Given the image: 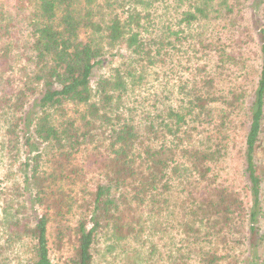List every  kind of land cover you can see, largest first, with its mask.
Returning a JSON list of instances; mask_svg holds the SVG:
<instances>
[{
  "label": "trees",
  "instance_id": "trees-1",
  "mask_svg": "<svg viewBox=\"0 0 264 264\" xmlns=\"http://www.w3.org/2000/svg\"><path fill=\"white\" fill-rule=\"evenodd\" d=\"M0 159L22 264H264V0L0 4Z\"/></svg>",
  "mask_w": 264,
  "mask_h": 264
},
{
  "label": "rangeland",
  "instance_id": "rangeland-1",
  "mask_svg": "<svg viewBox=\"0 0 264 264\" xmlns=\"http://www.w3.org/2000/svg\"><path fill=\"white\" fill-rule=\"evenodd\" d=\"M11 0H0V4H5ZM173 16V14L170 13ZM250 14L246 15V20L249 21ZM255 46V45H254ZM252 45V50H255ZM104 68L96 71L94 79L95 80L99 74L103 73ZM9 166H7L4 160L0 159V264H22L23 256L20 253L21 248L16 245L13 241L12 234L8 228L7 222L5 221V216L3 214L4 208L7 202L11 199L10 192H13L12 186L9 182H6L5 177L9 175ZM15 173V169L11 171L10 175ZM94 176V175H89ZM14 196H12L13 198ZM26 200V197H25ZM28 207L31 209L30 201L27 200ZM66 250V249H64ZM56 252V251H55ZM54 257L57 258L59 254L53 253ZM110 262L117 264V260L109 259Z\"/></svg>",
  "mask_w": 264,
  "mask_h": 264
}]
</instances>
